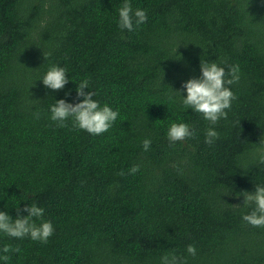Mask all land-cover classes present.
I'll return each instance as SVG.
<instances>
[{
	"label": "trees",
	"instance_id": "trees-1",
	"mask_svg": "<svg viewBox=\"0 0 264 264\" xmlns=\"http://www.w3.org/2000/svg\"><path fill=\"white\" fill-rule=\"evenodd\" d=\"M122 3L0 0V211L15 219L36 203L55 229L46 244L0 232V249H21L0 264H160L170 253L264 264V228L242 219L254 204L237 195L264 184V0H131L147 21L123 32ZM201 60L240 68L216 125L182 103ZM53 64L68 69L62 90L43 84ZM84 79L119 110L100 135L51 120L55 100L83 99ZM181 121L194 136L170 144ZM208 127L219 133L212 145Z\"/></svg>",
	"mask_w": 264,
	"mask_h": 264
},
{
	"label": "clouds",
	"instance_id": "clouds-1",
	"mask_svg": "<svg viewBox=\"0 0 264 264\" xmlns=\"http://www.w3.org/2000/svg\"><path fill=\"white\" fill-rule=\"evenodd\" d=\"M118 16L117 23L122 32L132 31L134 25L139 26L147 21L146 11L142 8L133 9L131 0H123L118 9ZM43 55L47 59L44 53ZM200 70L201 75L198 78H191L184 82L183 88L186 89L187 95L182 96V103L185 109L191 108L194 112L200 113L210 125H216L220 119H227V110H230L232 101L236 99L230 86L239 82L240 68L239 65H229L226 69L215 61L201 60ZM67 73L66 67L53 64L42 78L43 84L52 90H62L68 83ZM85 89H90L87 79L77 85V97H83L78 103L72 104L65 99L55 100V104L50 108L51 120L57 122V126L65 127L66 121L71 118L74 128L85 130L92 135L103 134L117 120L119 110H113L107 104L101 106L99 101L93 98L94 91H85ZM35 115L39 118L38 112ZM166 136L170 144H174L193 137L194 132L187 122H172ZM218 138L219 133L214 127L206 129V144L212 145ZM151 143L150 138H145L142 141L143 150L148 151ZM260 162L264 163V156L261 157ZM129 171L135 174L139 171V165L133 166ZM237 195H243V204L246 207L254 204L252 210L244 214L242 219L253 227L264 228V184H256L255 191L252 193L245 191ZM21 211L27 212V215L21 216ZM44 211V208L36 203L26 205L22 210L18 207L15 219L7 212L0 211V232L9 237L19 239L28 237L33 241L46 244L53 236L55 229L50 220L44 219ZM20 251L18 246L13 248L10 245H4L0 249L2 253L0 260L7 262L10 259L9 253ZM186 251L193 257L197 253L195 245L192 244L187 246ZM160 264H187V258L171 253L165 254L161 257Z\"/></svg>",
	"mask_w": 264,
	"mask_h": 264
}]
</instances>
